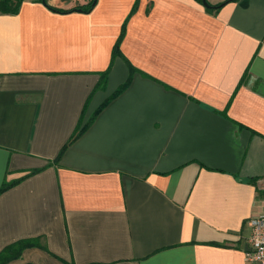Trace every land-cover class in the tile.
I'll return each mask as SVG.
<instances>
[{
	"label": "crops",
	"instance_id": "crops-1",
	"mask_svg": "<svg viewBox=\"0 0 264 264\" xmlns=\"http://www.w3.org/2000/svg\"><path fill=\"white\" fill-rule=\"evenodd\" d=\"M90 1L0 13V189L40 170L0 194V252L41 238L13 263L245 264L264 214V0L51 10Z\"/></svg>",
	"mask_w": 264,
	"mask_h": 264
},
{
	"label": "trees",
	"instance_id": "trees-1",
	"mask_svg": "<svg viewBox=\"0 0 264 264\" xmlns=\"http://www.w3.org/2000/svg\"><path fill=\"white\" fill-rule=\"evenodd\" d=\"M196 1L201 3L203 6H205V8L207 9L208 12L216 13L226 3H229V2L235 1V0H227L225 3L219 4L216 6L211 5L207 0H205L206 5H204V0H196ZM21 2H22V0H0V13H2V14H17L19 12L20 7H21ZM41 2H43L45 4L44 0H41ZM96 3H97V0H91L89 2V4H87L85 6H77L76 8H73L71 10H61V9H53V8H51V10L58 12V13H62V14H67L70 12L89 13L94 8ZM122 36H123V33H122L121 37L119 38V40H118V42H117V44L113 50V58H114V56H116V54L119 53V46H120V43L122 40ZM108 74H109V71H105L101 74V78H100V81H99L96 89H102L105 87ZM130 80L131 79H129L123 86H121L116 91V93L114 95L117 96L118 94L122 93L129 86ZM93 119L94 118L90 119L84 126H81V124H80L77 127V129L75 130V132H74L73 136L71 137L67 146L69 144H71L72 142H74L91 125V123L93 122ZM38 172H40V170H32L29 172V174L27 176L20 178L19 180L12 181V182H5L4 185L2 186V188L0 189V194L5 192L6 190L10 189L11 187L15 186L20 181H22L24 178L31 176V175H34V174H37ZM29 248H40V249L48 252L47 247L41 243V238L21 239V240H18L16 242L6 246L0 252V264H9L10 262H14L16 260L21 259L23 252Z\"/></svg>",
	"mask_w": 264,
	"mask_h": 264
},
{
	"label": "built area",
	"instance_id": "built-area-1",
	"mask_svg": "<svg viewBox=\"0 0 264 264\" xmlns=\"http://www.w3.org/2000/svg\"><path fill=\"white\" fill-rule=\"evenodd\" d=\"M251 236L245 264H264V214L249 220Z\"/></svg>",
	"mask_w": 264,
	"mask_h": 264
},
{
	"label": "water",
	"instance_id": "water-1",
	"mask_svg": "<svg viewBox=\"0 0 264 264\" xmlns=\"http://www.w3.org/2000/svg\"><path fill=\"white\" fill-rule=\"evenodd\" d=\"M204 5H206V1L204 0Z\"/></svg>",
	"mask_w": 264,
	"mask_h": 264
},
{
	"label": "rangeland",
	"instance_id": "rangeland-1",
	"mask_svg": "<svg viewBox=\"0 0 264 264\" xmlns=\"http://www.w3.org/2000/svg\"><path fill=\"white\" fill-rule=\"evenodd\" d=\"M9 264H14L13 262H10Z\"/></svg>",
	"mask_w": 264,
	"mask_h": 264
}]
</instances>
